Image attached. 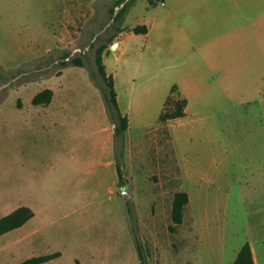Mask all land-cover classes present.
Returning a JSON list of instances; mask_svg holds the SVG:
<instances>
[{
    "label": "rangeland",
    "instance_id": "rangeland-1",
    "mask_svg": "<svg viewBox=\"0 0 264 264\" xmlns=\"http://www.w3.org/2000/svg\"><path fill=\"white\" fill-rule=\"evenodd\" d=\"M114 1L0 0V219L22 205L33 211L23 225L0 231V264L56 251V258L40 264L77 259L104 264L108 258L112 264H134L131 242L118 253L123 262L105 243L125 231L121 216L130 233L132 222L144 233V250L155 264L156 255L179 250L182 236L187 243L200 210L210 214L205 264H218L222 227L227 234L228 225H262L264 191H253V200H246L238 184L264 162V154L256 155L264 153V116L257 106L203 108L184 118L183 127L174 121L180 116L150 115L145 126L129 122L124 145L116 137L118 121L102 88L97 47L103 42L110 47L122 30H130L128 20L150 23L164 5L136 0L128 19L129 11L117 20L110 10ZM134 46L105 57L111 70L123 65L119 78L128 86L138 62ZM75 57L82 64L63 63ZM45 88L53 89L52 100L34 104ZM184 98L178 88L171 91L162 111H177ZM201 172L220 177L222 188H205ZM128 182L133 186L127 197L120 187ZM181 191L189 202L177 224L172 211ZM203 201L209 205L200 206ZM128 203L136 219H130ZM185 262L184 255L171 264Z\"/></svg>",
    "mask_w": 264,
    "mask_h": 264
},
{
    "label": "crops",
    "instance_id": "crops-1",
    "mask_svg": "<svg viewBox=\"0 0 264 264\" xmlns=\"http://www.w3.org/2000/svg\"><path fill=\"white\" fill-rule=\"evenodd\" d=\"M163 5L150 23L128 20L130 30L125 34L122 30L112 42H118L117 50L112 49L111 44L104 52L105 62L110 51L124 54L129 43L135 45L133 50L138 62L132 86L119 78L124 72L122 64L111 70L105 63L108 73L114 75L118 101L129 122L145 126L147 116L159 119L174 86L187 98L185 115L174 119L182 127L184 118L203 108L253 104L264 116V0H165ZM137 25H147V32H135ZM151 111L154 113L149 114ZM263 154L256 152L259 157ZM200 177L205 188H222L217 175L201 172ZM238 184L246 200H253V191H264V162L247 171ZM203 205H209V201L201 202L200 206ZM149 218L156 221L157 216ZM120 219L125 231H121L119 237H108L105 243L110 251H116L117 262H123V257L118 259V253L122 255L126 243L131 242L135 246L134 264H142L132 231L130 233L125 218L121 216ZM196 222V230L191 232L187 243L184 245L182 236L179 250L176 253L168 251L159 258L156 255L155 264L176 263L184 255L186 264H205L206 248L210 246L209 225L206 224L210 223V214L200 210ZM261 226L258 223L247 227L228 225L227 234L222 227L217 248L220 256L216 257L218 264H233L247 242L251 245L255 264H264V220ZM140 237H145L143 232ZM154 239L158 244L159 237ZM111 260L108 258L104 264H112Z\"/></svg>",
    "mask_w": 264,
    "mask_h": 264
},
{
    "label": "trees",
    "instance_id": "trees-1",
    "mask_svg": "<svg viewBox=\"0 0 264 264\" xmlns=\"http://www.w3.org/2000/svg\"><path fill=\"white\" fill-rule=\"evenodd\" d=\"M136 0H115L113 6H111L110 10L111 13L114 14V17L117 20H121L125 17L131 6L135 3ZM151 3H154L155 0H149ZM122 6L119 11H116V6ZM148 26L147 25H137L134 28V31L137 33L140 32H147ZM109 42L101 43L96 50V62L98 65V69L100 75L102 76L105 85L102 86L109 109L112 112V117L114 120L118 121V124L115 128V135L116 137L121 138V142L124 145V140L126 137V132L129 129V118L126 114L123 113L121 110L118 97H117V90L115 87V79L112 73H108L106 64L104 62V51L106 48L109 47ZM69 56V53H66V57ZM74 64H82V59L80 57L72 58L71 61L64 60L63 63L67 65L68 63ZM177 89V86L172 88V92ZM53 97V89L52 88H45L39 91L33 97L34 104H48ZM187 105V99L184 98L181 102L177 103V111L175 112H168L166 109L162 111L160 118L161 119H168L173 116H182L185 114ZM124 152L123 147L117 149V167L118 172L120 175V179L124 180L123 169H122V161H121V154ZM189 202V194L185 191L177 192L175 196V200L173 203V211L172 216L175 223L179 224L183 222V215L184 209L186 204ZM128 212L130 219H136L133 208L128 203ZM33 216V211L29 206L22 205L15 209L14 211L6 214L5 216L1 217L0 219V231L7 232L14 228H17L24 224L30 217ZM131 231L138 247L142 264H150L148 261V256L144 250V246L142 243V239L140 237L139 228L132 222ZM59 252L50 253V254H43L30 257L24 260L21 264H40L45 262L54 256L58 255ZM63 264H83L80 260H76L75 263H63ZM233 264H255L253 251L249 242L245 243L241 248L236 260Z\"/></svg>",
    "mask_w": 264,
    "mask_h": 264
},
{
    "label": "water",
    "instance_id": "water-1",
    "mask_svg": "<svg viewBox=\"0 0 264 264\" xmlns=\"http://www.w3.org/2000/svg\"><path fill=\"white\" fill-rule=\"evenodd\" d=\"M112 48H113L114 50H117V48H118V42L113 43V44H112ZM132 186H133V182H128V183L122 185V186L120 187V191H121V193H122L124 196H127V197L130 196Z\"/></svg>",
    "mask_w": 264,
    "mask_h": 264
},
{
    "label": "built area",
    "instance_id": "built-area-1",
    "mask_svg": "<svg viewBox=\"0 0 264 264\" xmlns=\"http://www.w3.org/2000/svg\"><path fill=\"white\" fill-rule=\"evenodd\" d=\"M161 3H162V4H164V3H165V1H163V0H162V1H161Z\"/></svg>",
    "mask_w": 264,
    "mask_h": 264
}]
</instances>
